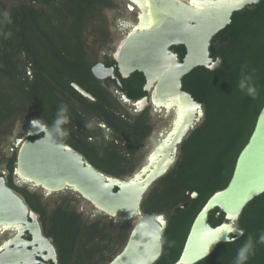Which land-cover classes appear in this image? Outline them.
Wrapping results in <instances>:
<instances>
[{
  "label": "trees",
  "instance_id": "trees-1",
  "mask_svg": "<svg viewBox=\"0 0 264 264\" xmlns=\"http://www.w3.org/2000/svg\"><path fill=\"white\" fill-rule=\"evenodd\" d=\"M8 7L0 0V13L7 10L11 23H0V131L3 135L14 120L41 117L51 126L61 103L69 107V136L63 139L82 153L97 169L125 177L134 171V158L153 131L148 110L129 116L92 68L98 59L88 53L84 37L91 22L103 18L106 9H116L114 0H19ZM34 4L39 5L36 7ZM3 17L0 16V21ZM99 41L106 44L111 34L106 24L98 28ZM11 32L5 38L3 33ZM181 59L184 46L173 47ZM212 57L222 58L215 71L198 67L184 77V90L203 103L206 115L198 128L183 142L174 167L161 178L143 202L148 218L171 214L165 235V248L156 264H174L180 257L191 225L207 200L229 184L239 154L248 143L258 116L264 107V0L238 11L233 22L218 33L212 45ZM24 54L21 60L17 54ZM109 66L114 61L106 60ZM26 67L33 70L31 80ZM255 70V71H253ZM241 72L251 73L258 89L257 99L237 87ZM77 83L95 97H83ZM128 97L138 100L147 95L144 76L136 72L123 79ZM23 118V117H22ZM92 122V128L86 123ZM104 123L110 129V138ZM16 154L7 161L9 186L21 193L40 215L44 232L53 239L61 264H107L118 243H127L133 227L111 226L105 219L88 223L71 209L68 198L52 210L43 196L14 184ZM193 193L198 196L193 198ZM216 209L210 222L217 226L224 214ZM239 224L244 235L221 244L215 252L197 264H233L238 249L249 236L257 241L264 232V194L244 209ZM176 226L175 229L172 227ZM185 228L183 235L179 231ZM115 253V251H114ZM98 256V260L95 258ZM247 264H264V244L256 243L255 256Z\"/></svg>",
  "mask_w": 264,
  "mask_h": 264
},
{
  "label": "water",
  "instance_id": "water-1",
  "mask_svg": "<svg viewBox=\"0 0 264 264\" xmlns=\"http://www.w3.org/2000/svg\"><path fill=\"white\" fill-rule=\"evenodd\" d=\"M127 1L137 6L138 10L132 11L137 12L139 23L133 30L124 27L122 39L125 38L114 52L115 64L109 67L100 62L93 66L92 73L100 81H115L116 86L111 85L114 95L133 115H140L150 107L153 113L170 117L165 128L170 131L163 134V129L143 165L123 178L97 169L65 142L58 147L51 146L44 139L45 131L41 128L47 123L32 118L33 124L14 138L17 154L13 179L16 185L28 186L29 190L40 189L44 196L71 191L116 223L136 218L126 245L107 264H156L164 253L168 221L163 213L152 218L144 215L145 196L153 184L174 167L183 142L206 115L205 105L184 90V77L198 67L218 69L222 58L212 57L215 36L232 24L236 12L257 5L261 0L258 3L245 0L240 7L226 0H195V3L193 0H122L131 10ZM181 45L186 49L183 59L173 50ZM136 72L145 78L143 89L147 95L133 100L124 91L123 79ZM72 86L88 100H96L77 83ZM166 108H173L174 113H164ZM99 126L110 131L104 123ZM40 134L42 137L36 140L29 139ZM9 174L4 165L0 175V234L8 233V239L0 245V264H61L53 239L44 232L40 215L21 193L9 186ZM253 188L257 190L250 191ZM262 194L264 107L248 143L238 156L229 184L216 191L197 214L174 264H197L213 254L219 245L241 238L244 230L237 222L247 205ZM197 196L193 193L192 197ZM216 209L218 216L224 214V221L213 226L210 214ZM230 215H236V219H231ZM157 217H163L164 222ZM226 226L238 228L243 234L229 233L227 242L211 239Z\"/></svg>",
  "mask_w": 264,
  "mask_h": 264
},
{
  "label": "rangeland",
  "instance_id": "rangeland-1",
  "mask_svg": "<svg viewBox=\"0 0 264 264\" xmlns=\"http://www.w3.org/2000/svg\"><path fill=\"white\" fill-rule=\"evenodd\" d=\"M1 1L4 4H6L9 8L17 6L20 3L19 0H1ZM114 1L119 5L118 8L106 9L103 12V14H104L103 18H101V19L99 18V19L91 22V24L87 26V28L85 29V32H84V37H85V40L87 43L86 49H87L89 54L94 55L98 59V62L103 61L104 58H106V57L111 60L114 52L116 51V48L118 47V44H120V42H121V39L124 35V31L122 30V26H119L120 25L119 19H126V20L133 21V22L137 21V12L130 11L127 6L122 4V1L120 2V0H114ZM34 5L36 7H39V5H36V4H34ZM103 24H106L108 26V29H109L110 34H111V36H110L111 41L106 43V44H102L101 41H99V39H98L99 34H100V32L98 31V28L100 30V28L102 27ZM0 45H1V48L4 46L1 38H0ZM17 56L21 60L25 59L24 54L18 53ZM26 71L32 80L33 70L31 69V67H26ZM105 86H107L106 83H105ZM146 110H148V113L150 116V121H151V124L153 125V131L150 134V136L147 137V139L144 142V145L142 146V148L139 150L136 157L134 158V171L133 172L138 170L143 165V163L146 160V157L149 155L152 148L156 144V141H155L156 137L158 136V134L163 129H165L169 125V121L171 119L170 117L169 118L164 117L160 113L159 114L153 113L150 110V107L147 108ZM132 116H137V115L132 114ZM28 118L29 117H24V115L16 118L14 120L13 127L8 130V133H6L5 135H3L1 133V135H0V168L12 156L11 152L9 151V146L11 144V140H12L14 132L19 131L20 128L23 125H25ZM33 118H40L41 120H43L39 116H33ZM201 124H203V122H201L200 125ZM4 128L5 127H2L0 129V131L1 132L4 131ZM105 133H106V137L110 138L109 134L111 133V131L108 132L105 129ZM180 154H181V147L179 149L178 158H179ZM131 174H129L123 178L129 177V176H131ZM14 184H15V181H14ZM156 184H157V182H155L153 184V186L151 187L149 192L146 194L145 199L150 194V192L153 190V188L156 186ZM16 186L28 189V186H25V185H23V186L16 185ZM29 191L30 192H36V193L42 195L43 196L42 200L44 203H46L48 205L49 210H52L57 205H59L61 203L62 198H68L67 203L70 205V208L75 209L78 213H81L82 219L84 221H87L88 223L94 222L98 219H105L113 227H119V226L133 227L137 222V219L134 218L132 220L127 221L126 223H116L113 220H111L108 216H106L105 214L98 212L96 210V208L91 203L87 202L83 198H80L79 196L75 195L71 191H66V192H62V193H53L49 196H44L40 189L29 190ZM142 209H143V207H142ZM163 214L165 215V217L168 221V224H169V219H170L172 213L171 214L163 213ZM144 215H145V213H144ZM237 224L240 227L239 221L237 222ZM175 227L176 226H173L172 228L175 229ZM184 229L185 228H181V230L179 231L180 236L183 235ZM7 238H8V233L0 234V244L3 241H5ZM123 247H124L123 241L121 243H118V245H116V247L114 248L115 253H114V251L112 252L113 255H115L117 252H119ZM95 260H98V256L95 258Z\"/></svg>",
  "mask_w": 264,
  "mask_h": 264
},
{
  "label": "clouds",
  "instance_id": "clouds-1",
  "mask_svg": "<svg viewBox=\"0 0 264 264\" xmlns=\"http://www.w3.org/2000/svg\"><path fill=\"white\" fill-rule=\"evenodd\" d=\"M253 3H258L259 0H252ZM0 16L3 17V20L0 23H11L10 13L5 10L0 13ZM5 38H8L12 35L11 32L3 33ZM255 71V70H253ZM239 90L245 95L251 97L252 99H257L259 93L258 89L253 82V75L251 73L241 72L240 79L237 83ZM70 123L69 116V107L66 103H61L57 109L56 117L52 122L51 126L41 125V128L45 131L44 139L49 142L53 147H58L64 138L69 136V130L65 125ZM93 124L91 121L86 123L87 128H92ZM231 231H238L241 235L243 234L242 230L238 228L231 227ZM230 232L224 230L215 237L216 241L224 239L228 241L227 236ZM256 243L264 244V232H261L257 241H254L251 236L248 237L246 242L238 249L236 257L233 261V264H247V261L255 256L256 253Z\"/></svg>",
  "mask_w": 264,
  "mask_h": 264
},
{
  "label": "flooded vegetation",
  "instance_id": "flooded-vegetation-1",
  "mask_svg": "<svg viewBox=\"0 0 264 264\" xmlns=\"http://www.w3.org/2000/svg\"><path fill=\"white\" fill-rule=\"evenodd\" d=\"M122 0H120V2H121ZM130 7H131V10L130 11H132V10H138V9H136L137 8V6H135L132 2H129V1H127L126 2ZM119 22H120V25L119 26H122V30L124 31V27L126 28L127 27V25H128V27H130V29H131V26L132 25H134V24H137L138 23V21L137 22H133V21H129V20H126V19H119ZM125 26H124V25ZM106 60H109L110 61V59H108L107 57L106 58H104V60L103 61H99L98 63H100V62H103V63H105V61ZM111 61H114V63L112 64V65H109V67H111V66H113L114 64H115V60H114V54H113V56H112V59H111ZM97 63V64H98ZM106 64V63H105ZM107 65V64H106ZM108 66V65H107ZM104 82V84L106 83L107 84V88L109 89V91L112 93V95H113V97L117 100V98H116V96L114 95V92H113V90H112V88H111V85L112 84H114L115 86H116V83H115V81L114 80H112V79H109V80H106V81H103ZM124 91H125V85H124ZM118 101V100H117ZM119 102V101H118ZM120 104V103H119ZM121 105V104H120ZM122 106V105H121ZM123 107V106H122ZM123 109H124V111L129 115V116H132V113L131 112H129L126 108H124L123 107ZM33 117H29L28 119H27V121H26V123H25V125H23L21 128H20V130L19 131H16V132H14V134H13V137H12V140H11V144H10V146H9V151L11 152V154H12V156L13 155H15V154H17V151H16V149H15V146H14V138L16 137V135L18 134V133H23V132H25V130H27V128H28V125H30L31 124V119H32ZM40 137H42V134H40V135H36V136H34V137H30L29 139L30 140H36V139H38V138H40ZM11 156V157H12ZM10 157V158H11ZM9 158V159H10ZM8 163L6 162V163H4L3 165H2V167L0 168V175H1V171L3 170V166L4 165H6V167L8 166L7 165ZM8 169V168H7ZM10 173V172H9ZM10 175V174H9ZM9 175H8V180H9ZM220 216V215H219ZM218 216V214H217V217H219ZM188 236V235H187ZM8 239V238H7ZM6 239V240H7ZM28 239H30V237L28 236ZM186 241V240H185ZM2 244V243H1ZM0 244V245H1ZM185 244V243H184ZM183 249V248H182Z\"/></svg>",
  "mask_w": 264,
  "mask_h": 264
},
{
  "label": "snow or ice",
  "instance_id": "snow-or-ice-1",
  "mask_svg": "<svg viewBox=\"0 0 264 264\" xmlns=\"http://www.w3.org/2000/svg\"><path fill=\"white\" fill-rule=\"evenodd\" d=\"M193 2L195 3V0H193ZM226 2L228 3H235L237 7H240L243 5V3L245 2V0H226ZM248 2H251V0H248ZM257 189L253 188V189H250V191H256ZM250 198V196L248 197ZM238 214V213H237ZM230 218L235 220L236 219V215H230ZM158 220L161 221V223H163V217H157ZM225 230L227 232H230V233H233L234 231H231V227L230 226H226L225 227ZM220 230L217 229V232H219ZM238 231H235V233H237ZM216 236H213L211 237V239H215ZM237 237V236H236ZM227 239H229V236H227Z\"/></svg>",
  "mask_w": 264,
  "mask_h": 264
},
{
  "label": "bare ground",
  "instance_id": "bare-ground-1",
  "mask_svg": "<svg viewBox=\"0 0 264 264\" xmlns=\"http://www.w3.org/2000/svg\"><path fill=\"white\" fill-rule=\"evenodd\" d=\"M132 3L134 4V2H132ZM134 5H135V4H134ZM135 6H136V5H135ZM138 23H139V22H138ZM138 23L132 25L130 30H133V28H134L135 26H137ZM123 25H124V24H123ZM124 26H125V25H124ZM127 26H128V25H127ZM124 38H125V37H124ZM124 38H123L122 40H124ZM122 40H121V42H122ZM121 42H120V43H121ZM118 45H120V44H118ZM169 108H170V107H169ZM169 108H168V110H167V108H166V109H163V110H164V113H166V111H169V113H170V112H173V113H174V109H173V108L169 109ZM167 113H168V112H167ZM31 124H33V122H31ZM28 126H30V125H28ZM169 129H170V128H169ZM169 129H168V128L165 129V131H164L163 134L168 133V132L170 131ZM25 131H26V130H25ZM22 134H23V133H21V134L18 133V135H20V136H21ZM18 135H17V136H18ZM164 136H165V135H164ZM157 143H160V142L158 141Z\"/></svg>",
  "mask_w": 264,
  "mask_h": 264
}]
</instances>
